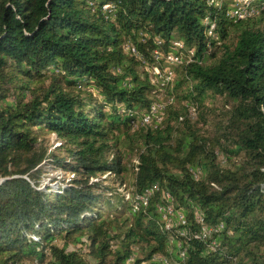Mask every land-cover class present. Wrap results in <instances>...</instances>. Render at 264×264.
<instances>
[{
    "label": "trees",
    "instance_id": "16d2710c",
    "mask_svg": "<svg viewBox=\"0 0 264 264\" xmlns=\"http://www.w3.org/2000/svg\"><path fill=\"white\" fill-rule=\"evenodd\" d=\"M230 3L0 0V264H158L181 248L182 264H264V11L232 19ZM174 39L194 55L174 68L164 119L140 125L155 99L144 63ZM217 96L233 103L211 131L200 110ZM43 161L73 177L39 188ZM127 172L135 191L160 187L137 212L106 183ZM162 190L186 226L162 227ZM196 210L224 229L179 235L198 229Z\"/></svg>",
    "mask_w": 264,
    "mask_h": 264
},
{
    "label": "built area",
    "instance_id": "2783aa9c",
    "mask_svg": "<svg viewBox=\"0 0 264 264\" xmlns=\"http://www.w3.org/2000/svg\"><path fill=\"white\" fill-rule=\"evenodd\" d=\"M231 6L228 11V16L232 19H245L247 17H253L260 11H264V0H230ZM209 4L218 5L220 0H208ZM110 8L109 4L103 6L106 10ZM204 22L207 25L206 33L208 36L218 40L215 28L216 24L210 17H205ZM219 43V41H218ZM172 51H161L154 49L152 51L153 61L149 64L145 62V70L147 72V79L150 85L153 86L155 91L152 97L155 98L150 104L148 110L139 115L138 124L145 125L149 123L159 124L165 116L166 108L168 104L172 103L173 97L168 94V87H172L175 77V66L182 63H188L192 60L194 55V49L187 47L181 40L174 39L172 41ZM132 53H136L135 47L127 46ZM197 113L195 104L187 105V115L193 118ZM182 120L183 116H179ZM70 173V172H69ZM108 173L103 174L100 177H92L90 181H96L103 179ZM197 176V173H194ZM73 177L71 176L68 180ZM160 187L157 183H153L146 187L142 191L138 192L135 189L126 187L125 184H119L115 189V192L119 194L123 200L129 205L132 212H137L141 208H144L149 203L153 194L159 191ZM59 191V190H58ZM161 199L163 202L158 205V212L161 213L162 227L170 229L173 225H187V219L181 209L177 210L174 208L173 197L170 192L162 190ZM195 222L198 224L197 230H192L190 227L183 229H177V233L183 237L193 238L197 240H207L211 238L213 234H216L224 229L223 223L214 225L207 224L202 217V212L195 211ZM187 241V240H186ZM216 242L211 240L209 247L212 250L216 248ZM186 248H181L178 252V258L165 255H155L154 260L158 264H182L185 258Z\"/></svg>",
    "mask_w": 264,
    "mask_h": 264
},
{
    "label": "rangeland",
    "instance_id": "374dc122",
    "mask_svg": "<svg viewBox=\"0 0 264 264\" xmlns=\"http://www.w3.org/2000/svg\"><path fill=\"white\" fill-rule=\"evenodd\" d=\"M231 6V3H230ZM262 23L264 24V14L261 15ZM226 103V106L223 104ZM233 102L226 98L225 96H217L215 99L207 100L206 104L208 106L207 108H203L201 111H204V115L207 117L208 125L207 127L212 128L211 131H213V123L215 120L221 119L220 114L229 107L230 104ZM183 105L185 103H182ZM176 105H179V103H176ZM196 113V115L191 118L193 120H197L199 118V113ZM41 143L48 148L49 151H55L57 154L59 153V150H57L56 146L60 144V141L58 140L55 133H44L41 136ZM60 156H64L67 158V160L70 158L67 156L66 153L60 154ZM39 168L41 170L40 177L38 180V187L42 188L43 190H47L49 192L58 191L59 186L61 184H65L68 179L71 176V173L67 172L63 168H60L55 165V163L49 162V161H43L40 163ZM106 174V173H104ZM103 174L98 175V177L101 178ZM123 176V182H120V179H116L115 176L110 175L109 179L106 181V183H110L115 189L120 184H125L126 187L132 188L133 187V173L127 172L122 175ZM101 180V179H99ZM117 196H120L119 194ZM71 248V247H70ZM72 249V248H71Z\"/></svg>",
    "mask_w": 264,
    "mask_h": 264
}]
</instances>
